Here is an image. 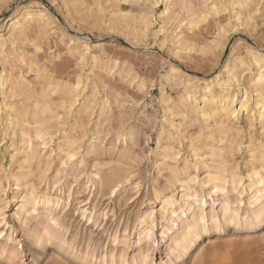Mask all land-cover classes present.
I'll list each match as a JSON object with an SVG mask.
<instances>
[{"label":"rangeland","instance_id":"rangeland-1","mask_svg":"<svg viewBox=\"0 0 264 264\" xmlns=\"http://www.w3.org/2000/svg\"><path fill=\"white\" fill-rule=\"evenodd\" d=\"M31 1H37L48 9L53 17V23L50 27L54 31L56 30L55 32L52 30V35L48 41L46 40L47 42L42 41L43 50L36 57L37 60L39 59L38 66L47 67L46 71H48L49 76L52 75L59 79L69 77L72 81L77 80L79 73L83 72L84 76L90 72L92 74L89 75L87 81H84L86 82L85 85L81 83L83 88L78 90L80 96L78 95L75 104L71 106L68 103L69 107L66 110L60 109V107L55 108V113L58 112L59 116L58 118L52 117L45 122L46 127L49 125L47 127L49 134L45 135L44 140L43 138L37 140L34 138L37 151L40 150L47 157L49 164L44 171L45 173H39L37 167L34 166V174L30 180L38 184L40 189H45L48 186L54 192L56 189L54 196L58 190H62L59 196L62 197L63 207H66L72 199V202H69V207L64 210L69 209L68 212L72 213L75 207L80 208V211H73L77 220L69 228L73 232L80 230L82 233L85 228L87 232L92 230L96 234L99 233V237H102L103 243L106 245L97 249L98 251L96 250L98 257H101L104 252L110 254L114 246L118 257L119 253L124 250L128 251V259L132 257L138 250L136 246L138 233H141L146 227V230L151 227L147 223L143 226L136 224V215L139 212L143 213L148 209H154L152 231L155 242L152 241L149 252L155 264H159L161 260L167 258L165 246L169 242L168 237L163 233L166 228V221L161 218V200L171 194L170 190H172L175 205H181L183 203L181 197L184 191L179 184L171 186L170 180L166 178L167 174L160 175L158 173L160 148L156 145L157 139L162 126L171 129L168 128V122L172 121L176 125L183 123L180 126L184 132L182 135L181 132L179 136L174 138V133L172 138H165L166 140L161 141L162 146L168 142H173L172 144L180 150L178 159L179 164L182 165V158L185 156L189 158L193 154V149L189 147L191 139H197L199 134V126L188 124L185 118L177 112H169L164 118L168 105L162 99L170 98V101L174 103L185 91V88L177 82L164 79L163 75L168 70L169 65H175L185 74L196 75L197 79H200L198 82L200 84L218 73H220L219 78L223 79L226 76L224 73L226 70L222 69L223 65L230 63L231 59L240 57L242 61L245 58L246 49L250 46L264 50V0L249 1L248 9L256 12L251 20L247 19L246 11L241 14L240 19L231 17L235 12L230 7L223 10L219 3L222 1L217 0L221 9L217 18L211 13L206 22L192 31L186 28L182 29V26L177 29L178 31L182 29L185 37L196 45V48L193 49L181 47L179 50L174 49L170 35V32L177 26L178 17L175 18V16L178 14L179 8L178 6L173 7V3L170 4L177 13H172L167 19L161 14L165 8L164 0L154 8L151 7L150 0H0V25H3L0 35L2 37L8 38L6 24L8 18L17 15L21 11L19 9L16 12L17 8L27 5ZM211 1L192 0L191 5L195 10L205 11L208 14L206 4ZM236 10L240 11L239 8ZM146 15L152 17V24L148 30L144 31L141 17ZM110 20L111 24L109 23ZM165 20L168 22L164 23ZM161 26H164L166 30L159 31ZM222 27H224L223 31H221ZM69 33L76 37H87V44L91 46L92 54L96 53L99 56L94 67L91 58L79 63L77 56L68 53L69 46L62 36ZM167 35L169 36L167 37ZM100 43H102V51L98 52L97 47ZM5 48L6 51H16L14 55L9 56L7 62L0 60V73L3 69H9L14 74L16 73L15 75L24 77L30 89L32 88L31 90L37 95L45 85L46 80L37 74L34 67H29L17 58L19 54L34 55L33 47L28 42L22 41L13 47L8 41ZM116 61L118 63L115 67L114 62ZM244 61L245 65L236 64L238 66L233 74H241V81L246 84V80L254 73L255 69L253 66H247V63L249 65L247 60L244 59ZM124 69L130 71L132 75L129 74V77H126L120 74L119 71ZM139 78H144L146 81L143 91L137 89ZM229 88L237 92L238 98L243 95L245 90L241 85L237 91L239 85L233 81L229 82ZM113 90L117 91L118 94H114ZM252 90L253 88L249 92L252 95L251 102H255L257 92L252 93ZM92 92L96 94L95 105L92 110L84 111L81 109V102ZM53 96L55 103L58 104L61 101L60 94L56 92ZM23 98L24 95L17 99L24 105L32 103L31 100ZM105 98L108 99L106 104L104 103ZM5 100H9V98H5L0 93V184L5 192L2 200H0V208L3 207V212L9 222L7 225L0 224V229L4 230V233L0 234V243L4 241L5 234H11L12 241L9 244L24 249L22 257L27 264H30V252L27 244L30 243L32 232L36 229L35 223L43 215V208H40V212L37 211L30 215L27 220L23 217L24 214L15 215L16 207L19 205L17 199L20 198L23 190L16 187V180H13L15 178L12 177L20 169L22 155L15 157V152L19 147H23V143H17L20 139L19 126L10 130L12 124L10 123L8 128L4 124L7 117L4 107ZM170 105L173 106L171 103ZM251 108L254 109L253 106ZM30 119L33 120L32 117ZM250 121L252 123L251 129L249 128ZM258 121V111H255L253 116L251 113H248L247 116L242 112L240 119L235 121L240 128L242 127V133L238 138H241L244 143L238 151L233 152L235 155L233 154L230 158L232 164H238L242 176L246 175L250 169L248 163L250 157L247 151L249 137L253 135L255 144L264 147L263 131ZM30 128H34L32 123ZM135 129L140 130L139 138L134 145L131 142L128 143L131 153H126L120 163L116 160L118 156L113 154L114 150H112L115 149L113 143H116L120 147L119 149L122 148V144L115 141L116 134L123 130L134 131ZM66 134L76 137L79 145H81L79 153L74 157L68 155L67 149L69 148H66L64 137ZM32 135L35 136V133L32 132ZM165 135L164 137H166ZM185 136L186 138H184ZM92 138H96L100 142L99 148L93 151L88 149ZM38 142L41 145L36 146ZM202 151L208 152L206 149ZM205 158L208 164L212 162L213 158L210 157V153H207ZM42 165L46 167V164ZM114 165L123 168V171H120L123 179L114 193L110 194L104 185L101 187L97 183L95 173L102 169L106 174V171ZM191 171L202 178L205 173L203 163L199 162L196 170L192 169ZM55 178H59V180L55 181ZM157 185H160V193L155 199L153 188L158 187ZM71 190L77 194L69 198L68 195ZM202 196L207 201L205 205L207 210L211 207L212 199H215V207H219L221 192L218 195H211L206 189ZM229 197L233 201L237 200L235 193H229ZM245 201H247V196H244L242 205ZM84 202L89 203L84 207L82 206ZM94 205H96L95 218L104 208L108 211L107 218L100 217L97 223H92L80 214L84 208L90 207L92 209ZM63 214L60 213L59 215L62 216ZM87 215L89 214L87 213ZM2 217L3 215L0 216V218ZM22 217L25 220L24 223H20ZM9 225H12L13 228ZM102 227H105L103 233ZM179 227L176 226L175 229H179ZM125 228H127L126 234L130 240H123L116 245L113 242V234L119 230L117 235H123ZM175 229L169 231V235L175 234ZM62 231L65 232L63 229ZM70 233H66V238L71 237ZM121 237L119 236L120 240L123 239ZM77 244L78 249L83 248L86 251L88 247L91 255L95 253L94 246L91 247L90 245L89 247L87 242L81 244L79 241ZM52 249L53 246L48 245L46 255L41 262L46 260ZM95 259L91 264L98 263L99 260L96 262ZM87 263L89 264L90 261Z\"/></svg>","mask_w":264,"mask_h":264},{"label":"bare ground","instance_id":"bare-ground-1","mask_svg":"<svg viewBox=\"0 0 264 264\" xmlns=\"http://www.w3.org/2000/svg\"><path fill=\"white\" fill-rule=\"evenodd\" d=\"M162 1L150 0L151 7L159 6ZM221 1L219 3L222 5L223 10L230 7L235 12L231 17L240 19L241 14L246 11L247 19L251 20L253 14L256 13L248 9L250 0ZM164 3L165 8L161 14L166 16L167 19L170 18L172 13H177L173 7L178 6L179 8V12L175 16V18L178 17L177 26L170 32L175 50H179L181 47L196 48L195 43L185 37L182 31L183 28L192 31L206 22L209 14L212 13L217 18L221 12L217 0H212L206 4L207 11H209L208 14L205 11L195 10L191 5L192 0H164ZM172 3L174 4L173 7L170 6ZM242 4L245 6L240 7ZM237 8L240 11L236 10ZM19 9L21 11L17 15L7 20L8 38L0 35V60L7 62L9 56L15 54L16 50L6 51L5 47L8 41L13 47L18 42H28L33 47L34 55L19 54L17 58L29 67H34L37 74L46 80L45 85L36 95L26 83L24 77L15 75L16 73L14 74L9 69H3L2 73H0V93L5 98H9V100L4 102L7 112L4 124L8 128L11 123L12 128L10 127V130H14L13 127L19 126L20 139L17 143H23V147H19L15 152V157L22 155L20 169L12 177L15 178L13 180H16V187L23 190L22 195L17 199L19 205L16 207L15 215L24 214L23 217L27 220L30 215L35 214L37 211L40 212V208H43V215L35 223L36 229L33 230L31 241L27 244L30 252V264H41L42 258L46 255L45 252L48 245H52L53 249L42 264H88L87 261H90L89 264H91L94 258H96V262L99 260L97 264H155L149 252L152 241L155 242L152 231L154 227V209H148L146 212H139L136 215V224L143 226L147 223L151 227L149 230H146L147 227L145 229L143 227L144 230L142 229L143 231L138 233L136 240L138 250L132 257L128 259L127 250L121 251L118 257L115 246L110 254L104 252L101 257H98L96 250L106 245V243H103L102 237H99V233L96 234L92 230L87 232L85 228L82 233L80 230L73 232L69 228L77 220L73 211H80V208L75 207L72 213L68 212L69 209L64 210L69 207V202H72V199L66 207H63L61 203L62 197L59 196L62 190H58L54 196L56 189L55 192L49 186L45 189H40L38 184L30 180V177L34 174V166L37 167L39 173H42L48 168L49 164L47 157L40 150L37 151L34 138L36 140L43 138L44 140L45 135L49 134L47 128L49 125L46 127L45 122L52 117L58 118L59 113H55L56 107L66 110L69 107L68 103L72 106L77 102L78 95L80 96L78 90L83 88L82 86L86 84L84 81L88 80L92 72L86 76H84L83 72L79 73L76 81H72L69 77L59 79L52 75L49 76L48 71H46L47 67L38 66L39 59L37 60L36 57L43 50L42 44L44 40L47 42L50 35H52V30L54 31L50 27L53 23V17L48 9L37 1H31L27 5L18 7L16 12ZM141 20L143 22L142 29L144 31L148 30L152 24V17L146 15L141 17ZM167 22L168 20L164 21V23ZM109 23L111 24V20ZM181 26L182 29L178 31L177 29ZM2 28L3 25H0V30ZM163 30L165 31L166 29L161 26L159 31ZM223 30L224 27L221 28V31ZM62 38L67 41L69 46L67 49L68 53L77 56L79 63L91 58L93 67L95 66L99 56L96 53L92 54L91 46L87 44V37H76L74 34L69 33L63 35ZM83 45L84 47H81ZM97 48L98 52L102 51V43ZM201 48L203 47L201 46ZM57 57L59 58V56ZM238 59L239 61H237ZM238 59L233 58L230 63L223 65L222 69L226 70L224 72L226 76L223 79L219 78L220 73H218L213 78L205 80L202 84L198 83L200 79H197L196 75L185 74L175 65H169L168 70L163 75L164 79L177 82L185 88V91L174 103L170 101V98L162 99L168 105L167 112L164 114L165 117H163L166 118L169 112H177V114L185 118L188 124H197L199 126V134L197 139L195 138L196 140L191 139V136L188 137L191 139L189 147L193 149V154L189 158L187 156L183 157L182 165L179 164L178 159L180 150L172 144L173 142H168L162 146L161 141L165 138H172L174 133V138L179 136L183 130L180 128L183 123L176 125L172 121L168 122V128L173 131L171 132V129H166L162 126L157 139L156 145L160 148L158 153V156H160V163L157 167L158 173L160 175L167 174V177H163L170 180L171 186L179 184L184 191L181 197L183 198L181 205H175L172 190H170L171 194L161 200V218L166 221V228L163 233L168 237L169 242L165 246L167 258L161 260L159 264H264V147L255 144L253 135L249 137L247 151L250 157L248 161L250 169L244 176L240 174L238 164H232L230 158L233 154L235 155L233 152L238 151L239 147L244 143L241 138H238L242 133V127L240 128L235 122L240 119L242 112L247 116L248 113L253 116L255 111L259 112L258 123L264 136V50L254 46L246 49L244 59L249 62L247 66H253L255 69L254 73L246 80V84L241 81V74H233L238 65L246 64L244 59L242 61L240 57ZM117 63V61L114 62L115 67ZM119 72L126 77H129V74L132 75L130 71H125V69ZM231 81L239 85L237 91H239L241 85H243V90L245 88L240 98H238L236 91L229 88V82ZM145 83L144 78H139L137 89L143 91ZM251 88H253L252 93L254 91L257 92L255 95L256 99H254L255 102H251L252 95L249 93ZM56 92L61 97V101L58 104L53 99V95ZM114 94L117 95V91H114ZM23 95V99L31 100L32 103L27 105L20 103L17 98ZM95 99L96 94L92 92L81 102V109L84 111L92 110L96 102ZM104 100L106 104L108 99L105 98ZM170 103L173 106H169ZM31 123L34 128H30ZM251 126L252 123L250 121V129ZM32 132L35 133V136L32 135ZM139 132L140 130L138 129L134 131L123 130L116 134L115 141L122 144V148L119 149L120 147L113 143L115 148L112 149L114 150L113 154L118 156V159H116L118 162L121 163L126 153H131L128 143L131 142L134 145L139 138ZM64 137L66 148H69L67 149L68 155L69 157H74L79 153L81 145H79L78 139L74 136L66 134ZM39 145L41 143L38 142L36 146ZM99 146V140L92 138L88 149L93 151ZM202 148L208 150V152L202 151ZM207 153H210V157L213 158L210 164L207 163L205 158ZM199 162L203 163L205 168L202 178H199L198 174L191 171L192 169L196 170ZM42 164H46V167H43ZM122 169L114 165L106 171V174L102 169L98 170L95 173L97 183L101 187L104 185L110 194L114 193L123 179L120 174V171H123ZM57 180L59 178H55V181ZM160 185L153 188L155 199L160 193ZM206 189L209 190L211 195H218L221 192L218 208L215 207V199H212L210 209H206L207 201L202 196ZM229 193H235L237 200H231ZM74 194H77V192L75 193L71 190L68 197L71 198ZM200 194L201 196H199ZM4 195V189L0 184V200H2L1 198ZM243 195L247 196V201L242 205ZM13 199L14 201L16 200L15 196ZM88 203L84 202L82 206L85 207ZM95 209L96 205L92 209L87 207L80 214L92 223H97L100 217L107 218L108 211L105 208L95 218ZM3 210V207L0 208V216L3 215L0 218V224L7 225L9 222ZM60 213L63 215L60 216ZM87 213L89 215L86 216ZM23 217L20 218V223H24ZM176 226H180L179 229H175ZM9 227L13 228L12 225H9ZM104 228L102 227L101 229L102 233ZM173 229H175V234L169 235V231ZM126 230L127 228L124 229L123 235H117L119 230L113 234V242L116 245L123 240H130ZM69 232L72 233H70L71 237L66 238V233ZM3 233L4 230L0 229V234ZM119 236H122L121 238L123 239L120 240ZM10 241H12L11 234H5L4 241L0 243V264H27L22 257L24 249L18 248L14 244H9ZM79 241L81 244L87 242L89 247L90 245L91 247L94 246L95 253L91 255L88 247L86 251L83 248L78 249L77 242Z\"/></svg>","mask_w":264,"mask_h":264},{"label":"snow or ice","instance_id":"snow-or-ice-1","mask_svg":"<svg viewBox=\"0 0 264 264\" xmlns=\"http://www.w3.org/2000/svg\"><path fill=\"white\" fill-rule=\"evenodd\" d=\"M244 6H245V5H243V4H242V5H240V7H244ZM41 264H42V262H41Z\"/></svg>","mask_w":264,"mask_h":264}]
</instances>
